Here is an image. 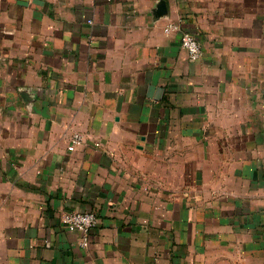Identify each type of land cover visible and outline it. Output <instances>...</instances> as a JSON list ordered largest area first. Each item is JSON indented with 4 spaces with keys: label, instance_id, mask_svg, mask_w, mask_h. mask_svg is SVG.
<instances>
[{
    "label": "crops",
    "instance_id": "1",
    "mask_svg": "<svg viewBox=\"0 0 264 264\" xmlns=\"http://www.w3.org/2000/svg\"><path fill=\"white\" fill-rule=\"evenodd\" d=\"M0 264H264V0H0Z\"/></svg>",
    "mask_w": 264,
    "mask_h": 264
},
{
    "label": "built area",
    "instance_id": "2",
    "mask_svg": "<svg viewBox=\"0 0 264 264\" xmlns=\"http://www.w3.org/2000/svg\"><path fill=\"white\" fill-rule=\"evenodd\" d=\"M168 35L180 34L181 48L187 53L191 62H197L203 57L201 42L191 32L184 30L180 22L168 24L164 30ZM85 143L84 137L80 134L72 136L68 151L74 152ZM63 225L69 232L79 236V245L83 249L90 248L92 244V233L98 224V217L95 212L90 211H66L61 217Z\"/></svg>",
    "mask_w": 264,
    "mask_h": 264
},
{
    "label": "water",
    "instance_id": "3",
    "mask_svg": "<svg viewBox=\"0 0 264 264\" xmlns=\"http://www.w3.org/2000/svg\"><path fill=\"white\" fill-rule=\"evenodd\" d=\"M156 14L158 15L159 18L164 17L168 14V9H167L166 3L164 1H161L157 5ZM23 96H24L25 100L27 101L26 94H23Z\"/></svg>",
    "mask_w": 264,
    "mask_h": 264
}]
</instances>
